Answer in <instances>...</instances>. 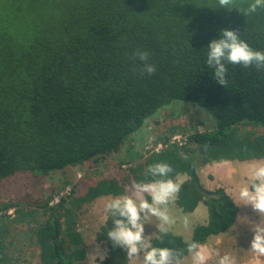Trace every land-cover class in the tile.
Returning <instances> with one entry per match:
<instances>
[{"label": "trees", "instance_id": "trees-1", "mask_svg": "<svg viewBox=\"0 0 264 264\" xmlns=\"http://www.w3.org/2000/svg\"><path fill=\"white\" fill-rule=\"evenodd\" d=\"M248 2L236 0V7L247 8ZM225 29L264 52V9L245 16L221 9L218 0H0V182L18 173L47 177L74 167L81 171L112 155L130 165L129 174L121 170L119 179H100L82 196L73 186L55 206L49 205L55 190L37 203L25 197L0 204V212L36 208L29 217L17 209L15 223L25 224L35 241L39 264H84V239L72 229L78 208L100 197L123 196L133 182L158 179L148 172L157 162L171 166L169 179L188 177L176 203L185 213L203 203L208 222L189 241L158 231L154 247L182 252L184 258L190 243L207 244L235 224L239 207L224 187L204 188L195 161L264 158V70L226 64V86L215 81L207 46ZM137 49L149 53L153 75L138 70ZM182 113L190 124L173 126L172 132L188 143L144 158L149 121L164 115L179 119ZM169 138L159 140L167 144ZM107 216L95 239L109 253L101 264H128L125 250L107 238L112 227Z\"/></svg>", "mask_w": 264, "mask_h": 264}, {"label": "rangeland", "instance_id": "rangeland-1", "mask_svg": "<svg viewBox=\"0 0 264 264\" xmlns=\"http://www.w3.org/2000/svg\"><path fill=\"white\" fill-rule=\"evenodd\" d=\"M189 124L190 119L185 113H182L179 119H171L164 115L157 120L149 121L148 131H150V137L146 141L147 143L143 144L142 142L143 146L145 145L143 149L144 155H149L147 154V147H151L157 141H161L159 140L160 135L171 137L174 134L172 132L173 126H188ZM201 129L203 128L201 127ZM118 158V155H112L100 161L98 165L93 162L85 165L81 171L74 167L65 171L54 172L47 177H38L31 173H18L0 182V204L16 203L25 197H27L26 201L28 203H37L46 200L48 195H51L52 191L55 190L56 192L49 200V205L55 206L62 197L70 194L73 186L76 196H82L89 186L95 185L100 179H110L115 176L119 179L121 170L129 174L128 167L130 165L128 167L120 165ZM144 161L145 159L139 160L133 165L142 164ZM195 162L201 184L207 189H212L211 186L215 185L224 187L231 199L240 208L239 217L233 227L225 231L221 236L212 237L207 244H198L205 255L204 264H219V260L225 255L231 257L234 264H264V255L251 251V247L248 251L244 250L254 235L252 226L261 222L260 215L250 205L242 204L237 195L240 187L249 184L245 181L249 178L245 176L249 174L248 169L251 162H237L235 164L223 162L208 165L203 164L198 159ZM95 171L97 173L93 175ZM187 179V176L180 175L173 181L179 184ZM64 182L69 183L65 186V189H62ZM126 189L128 194L130 186H126ZM61 192H64V194L61 195ZM129 194L131 193L129 192ZM146 198L150 201V197ZM111 199H114V197L104 196L97 198L91 203L84 204L78 208L76 216L72 218V223H75L72 229L81 233L85 242L84 246L86 245L85 247L87 248L84 264H101L104 260L109 259V253L104 244L97 243L95 239L100 229L106 224L108 212L105 209V205ZM176 199L177 195L168 206L169 215L175 222L166 227H168V231L182 237L184 241H189L192 239L195 229L208 222V210L201 203L193 213H185L177 205ZM17 209H22L21 215L28 217L29 214L34 213L36 210L34 206L19 205L18 208H15V211L10 210L7 214L12 213L15 215L17 214ZM185 217L188 219L187 226L184 224ZM16 220L17 218L6 219L4 222L0 220V233L6 230L5 233L0 235L1 238H4L3 244L0 243V249L2 250L0 251V264H39L35 241L28 238L30 234L26 232L25 224L15 223ZM159 224L160 221L156 217H149L145 221V235L151 237V241L158 232L157 226ZM231 234L237 236L241 242H229L228 238ZM101 256L104 258L101 259ZM8 258L9 260L7 261ZM4 259L6 261H3ZM141 261L142 256L140 260L129 261L128 264H141ZM183 264H193L190 253L183 258Z\"/></svg>", "mask_w": 264, "mask_h": 264}, {"label": "clouds", "instance_id": "clouds-1", "mask_svg": "<svg viewBox=\"0 0 264 264\" xmlns=\"http://www.w3.org/2000/svg\"><path fill=\"white\" fill-rule=\"evenodd\" d=\"M218 4L221 9L228 11L238 9L245 16L256 13L258 9H264V0H250L247 8L244 9L236 7V0H218ZM133 56L141 62V67L138 69L141 73L151 76L156 72L155 65L149 61L147 51L137 49ZM206 63L214 69L215 81L226 86V64L242 65L244 68L255 65L258 71L264 70V52L253 49L248 42L241 39L237 31L225 29L221 32L219 39L211 41L207 46ZM175 134L185 137L183 134L174 133L173 135ZM156 143L164 142L157 141ZM147 154L150 155L151 150H148ZM262 160L264 158L249 161L251 164L248 169L249 181L247 182L250 184L240 187L237 195L242 204L250 205L261 217V222L252 226L254 235L245 249L248 250L251 247V251L264 255V161ZM148 172L153 177L159 178L152 182H133L128 194L111 199L105 205L106 211L112 217V227L107 233V238L114 247L125 250L127 260L130 262L140 260L142 256L141 264H183L182 252L152 245L151 237L145 235V221L149 217H156L160 221L157 226L158 231L167 233L168 227L166 226L175 222L169 215L168 206L176 195L178 198L180 185L185 181L179 184L173 181L180 175L169 179L172 168L163 162L151 165ZM146 197H150V201ZM10 210L15 211V208L0 212L1 221L16 218V214H7ZM184 224L188 225L187 217L184 218ZM187 251L191 254L193 264H204L205 255L200 245L192 242L188 245ZM219 264H234V262L231 257L225 255L219 260Z\"/></svg>", "mask_w": 264, "mask_h": 264}, {"label": "built area", "instance_id": "built-area-1", "mask_svg": "<svg viewBox=\"0 0 264 264\" xmlns=\"http://www.w3.org/2000/svg\"><path fill=\"white\" fill-rule=\"evenodd\" d=\"M186 143H187L186 136L183 137L181 135H173L167 144H164V143H154L151 147H148L147 150H151V153H153V152H160L163 149H166L170 144H177L179 147H181V146H184ZM126 166L128 167V165H126ZM63 194H64V192H61V195H63ZM55 198H54V200H55Z\"/></svg>", "mask_w": 264, "mask_h": 264}, {"label": "crops", "instance_id": "crops-1", "mask_svg": "<svg viewBox=\"0 0 264 264\" xmlns=\"http://www.w3.org/2000/svg\"><path fill=\"white\" fill-rule=\"evenodd\" d=\"M228 241L229 242H232V241H238V242H241V240L237 237V236H235V235H233V234H231L230 236H229V238H228ZM242 242H243V240H242ZM105 246V245H104ZM106 247V246H105ZM107 249V248H106ZM108 250V249H107ZM244 250L245 251H248V250H246L245 248H244Z\"/></svg>", "mask_w": 264, "mask_h": 264}, {"label": "bare ground", "instance_id": "bare-ground-1", "mask_svg": "<svg viewBox=\"0 0 264 264\" xmlns=\"http://www.w3.org/2000/svg\"><path fill=\"white\" fill-rule=\"evenodd\" d=\"M188 143V142H187ZM173 148V147H172ZM205 188V187H204ZM233 256V255H232Z\"/></svg>", "mask_w": 264, "mask_h": 264}]
</instances>
